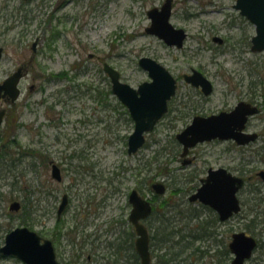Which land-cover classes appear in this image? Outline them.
Here are the masks:
<instances>
[{"label": "rangeland", "instance_id": "obj_1", "mask_svg": "<svg viewBox=\"0 0 264 264\" xmlns=\"http://www.w3.org/2000/svg\"><path fill=\"white\" fill-rule=\"evenodd\" d=\"M164 2L0 0V81L23 64L29 69L19 100L11 106L0 100V109H8L0 126V247L6 234L29 218L27 226L55 239L62 263L114 264L116 247L127 243L126 263L135 264L137 236L128 201L133 189L159 211L145 222L151 232H162L161 219L166 223L167 218L170 231L181 229L180 244L171 247L178 251L176 245L188 244V252H194L183 264H230L231 255L225 258L215 250L245 230L250 211L260 212L263 220L264 182L257 174L264 170V51H251L256 27L235 8L236 0H173L171 23L188 32L184 48L178 49L146 32L148 11ZM216 36L224 43L214 42ZM142 57L157 60L174 76L201 68L214 92L206 99L193 91L195 103L185 108L190 90L182 84L169 113L147 135L143 148L130 155L128 138L135 124L112 93L104 64L137 88L150 80L139 66ZM241 101L260 105L262 112L250 119L247 131L262 136L245 146L201 143L190 151L192 163L184 164L176 136L193 114L230 111ZM4 154L8 158L1 161ZM53 164L61 168V181L52 177ZM209 168H226L248 181L240 193L242 212L220 222L215 237L196 241L200 230L198 221L187 217L189 207L207 213L209 207L189 197ZM155 183L166 185L164 195L154 193ZM64 195L69 202L58 220ZM14 201L21 204L18 212L9 209ZM262 229L264 222L257 233ZM262 240L254 255L258 260L247 264H264ZM0 264L24 263L0 256Z\"/></svg>", "mask_w": 264, "mask_h": 264}, {"label": "water", "instance_id": "obj_2", "mask_svg": "<svg viewBox=\"0 0 264 264\" xmlns=\"http://www.w3.org/2000/svg\"><path fill=\"white\" fill-rule=\"evenodd\" d=\"M29 1V0H26ZM173 0H166L159 8L154 7L148 11L151 25L146 29L147 33L162 39L169 46L182 47L187 33L182 28H176L171 22ZM235 8L256 25V36L252 38V51H264V0H236ZM214 41L223 43V39L215 37ZM33 45V50L36 49ZM3 48L0 46V60L3 56ZM139 65L148 72L150 81H145L133 88L121 80L119 71L107 63L105 72L112 82V92L127 108L135 122L134 132L129 136L128 153H137L146 142V134L153 131L157 123L168 112V102L176 93V80L169 70L150 57H142ZM23 67L7 77L0 83V99L9 103H15L21 94L19 83L24 77ZM195 86H202L206 95L213 91V85L202 73L195 71L187 79ZM5 109L0 110V125L3 122ZM259 113L257 106L247 102H240L230 112H221L208 117L196 116L192 123L180 132L176 138L183 145L182 157H187L191 148L199 143L220 140H235L239 145H246L257 139V134H249L244 131L250 116ZM190 160L185 159L184 164ZM264 181V171L259 173ZM53 177L62 180L60 169L53 166ZM202 185L193 193L189 200L200 201L215 210L220 221L230 219L241 210L238 193L244 186V179L232 174L226 168H210L208 176L201 180ZM158 195L166 192L162 183L152 185ZM129 201L133 205L129 219L136 228V250L140 255L142 264H152L150 250V233L142 223L152 214L153 207L150 201L133 190L129 195ZM68 203L64 196L62 205L58 211L59 217ZM21 205L14 201L10 205L11 211H19ZM257 247V240L246 232H236L232 235L229 249L234 255L231 264H245L251 259ZM3 256L17 257L26 264H60L56 259L54 245L51 240L43 239L37 232L29 227H17L6 235L5 244L0 248Z\"/></svg>", "mask_w": 264, "mask_h": 264}, {"label": "trees", "instance_id": "obj_3", "mask_svg": "<svg viewBox=\"0 0 264 264\" xmlns=\"http://www.w3.org/2000/svg\"><path fill=\"white\" fill-rule=\"evenodd\" d=\"M5 158H8V156L6 154H4V156L1 158V161L4 160ZM192 207V205H190ZM189 207L188 210V219H192L195 221H198V225L196 226V228H198L200 230V232L198 233V235L196 234L194 236V239L196 241H205L208 240L209 238L215 237L216 236V227H218V224L220 223L218 216L216 215V213H214L213 210H211L210 208H208V213L204 210L203 212L200 210L195 209L194 207ZM157 214L158 209L155 206L154 208V212L153 215ZM207 214H209L208 219H204V215L207 216ZM152 215V216H153ZM264 215V212H263ZM182 218L185 217V215L181 216ZM156 218V217H154ZM246 218L248 220L247 223V227L245 228V231H247L250 234L253 235H257L260 234V245L259 247L262 246V242H263V238L261 237V234H263V229L261 230L260 233H257L256 229L257 226H259L262 222H264V216H263V220H259L260 219V212L255 211V212H249L246 215ZM163 226L162 228V232L155 231V232H151L152 235V243H151V247H152V256L155 260L154 264H183V262H186L189 260V257H191L194 252H188L191 249V246H188V244L183 245V247L181 245H176L175 248H179L178 251L173 250V248L171 247L173 243L177 242L178 244H180L181 240L180 238L182 236H180V230H174L172 229L170 231L169 228V223L168 221H170L169 218H167V222L165 223L164 219H161ZM191 221V220H190ZM191 223V222H190ZM31 221L28 219H23V225H30ZM151 231V229H150ZM162 233V234H160ZM264 247V245H263ZM215 252H218L221 255H224L225 258H229L230 257V252L229 249L227 247V244H223L221 247L218 246V249L215 250ZM217 253V254H218ZM133 255L135 256L137 262H135V264H141L140 262V258L136 255L135 252H133ZM216 255V253H215ZM255 260L258 259H253V262ZM185 264H191V263H185Z\"/></svg>", "mask_w": 264, "mask_h": 264}, {"label": "flooded vegetation", "instance_id": "obj_4", "mask_svg": "<svg viewBox=\"0 0 264 264\" xmlns=\"http://www.w3.org/2000/svg\"><path fill=\"white\" fill-rule=\"evenodd\" d=\"M187 32V31H186ZM187 34H188V32H187ZM187 38H188V35H187ZM187 38H186V40H187ZM215 38V37H214ZM214 38H213V41H214ZM186 40H185V42H184V44H183V46L182 47H177V46H175L176 48H178V49H183L184 48V46H185V43H186ZM216 42V41H215ZM224 43V42H223ZM20 67H23V69L27 72V65H21V66H19V68ZM28 71H29V69H28ZM195 71H198V72H200V73H202L207 79H208V76L202 71V69L201 68H194V67H191L190 68V70L189 71H185L184 73H182L181 75H178V76H174L173 75V73L171 72V74L173 75V77L175 78V80H176V86H177V88H176V93H175V95H174V97L169 101V103H168V108H169V111H170V104H171V102L176 98V97H178L179 95H181V87H182V84H184V87L185 88H188L190 91L188 92V93H186V94H188V96H187V98L185 99V101L183 102V107H189L192 103H195V101H194V98H193V95H194V93H192L193 91L194 92H196L197 94H199L202 98H206V99H208V95H206L205 93H204V91H203V87L200 85V86H195V85H193L192 83H190L187 79H188V77L190 76V75H192V74H194V72ZM212 82V81H211ZM212 85H213V83H212ZM213 89H214V85H213ZM249 103H251V104H253V105H256V106H258V108H259V114L262 112V109H261V107H260V105H258L257 103H252V102H249ZM232 110V109H231ZM230 110V111H231ZM221 112H223V111H221ZM229 112V111H228ZM7 113H8V109H7V112H6V115H7ZM217 114H219V113H217ZM258 114V115H259ZM5 115V116H6ZM213 115V114H212ZM258 115H256V116H258ZM196 116H204V117H208V113H203V112H199L198 111V113L197 114H193V116H192V119H191V121H190V123H188V125H190L191 124V122L193 121V119L196 117ZM250 121V120H249ZM249 123V122H248ZM187 125V126H188ZM186 126V127H187ZM247 127H248V124H247ZM257 134H258V139L262 136V134L261 133H259V132H256ZM191 151H193V150H191ZM188 160H190V162L189 163H192V159H189V157H188ZM185 160H183V162H184ZM54 165H56L59 169H60V174H61V177H62V173H61V168L57 165V164H53L52 165V177H53V166ZM208 176V171H207V175H206V177ZM54 178V177H53ZM205 178V177H204ZM204 178H202V179H204ZM201 179V180H202ZM201 180H200V182H201ZM130 195V194H129ZM58 220H59V218H58ZM52 237V236H51ZM49 239V238H48ZM51 241H52V243H53V245H54V248H55V253H56V258H57V260L59 261V259H58V256H57V252H56V245L54 244L55 242H54V238L52 237V239H50ZM124 243H126V239H124ZM127 248H129V246H128V244L126 243V245H122V244H120V245H118L117 247H116V253L117 254H119V257L118 256H115V259H114V264H117L119 261H121V264H128V263H126V259H125V249H127ZM87 260L88 261H92V256H89L88 258H87ZM124 260H125V262H124ZM60 262V261H59ZM78 263V262H77ZM76 263V264H77ZM60 264H65V263H62V262H60ZM69 264H71V263H69ZM78 264H80V263H78Z\"/></svg>", "mask_w": 264, "mask_h": 264}]
</instances>
